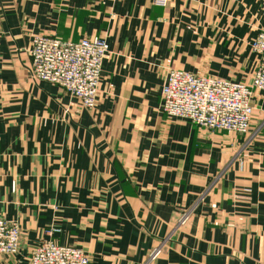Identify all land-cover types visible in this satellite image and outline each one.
<instances>
[{
  "label": "crops",
  "instance_id": "1",
  "mask_svg": "<svg viewBox=\"0 0 264 264\" xmlns=\"http://www.w3.org/2000/svg\"><path fill=\"white\" fill-rule=\"evenodd\" d=\"M262 30L264 0H0V264L51 226L89 264H264V92L248 134L162 111L169 68L251 84ZM35 34L107 38L95 108L31 78Z\"/></svg>",
  "mask_w": 264,
  "mask_h": 264
},
{
  "label": "built area",
  "instance_id": "2",
  "mask_svg": "<svg viewBox=\"0 0 264 264\" xmlns=\"http://www.w3.org/2000/svg\"><path fill=\"white\" fill-rule=\"evenodd\" d=\"M169 0H154L167 6ZM259 63L251 84L231 81L213 75H201L178 68H169L162 87V111L171 117L185 118L216 131L248 134L255 106L256 91L264 92V30L252 42ZM106 37H84L67 41L47 34H35L29 53V72L35 81H49L80 98L89 109L99 100L102 70L110 52ZM32 249L29 264H89L88 254L80 247L61 245L53 234ZM22 229L17 221L0 217V253L19 252Z\"/></svg>",
  "mask_w": 264,
  "mask_h": 264
}]
</instances>
